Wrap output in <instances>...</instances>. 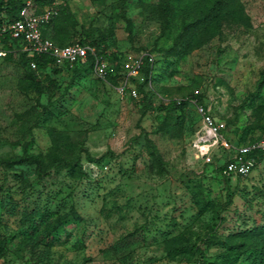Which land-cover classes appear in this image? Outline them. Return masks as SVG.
<instances>
[{
    "label": "rangeland",
    "instance_id": "1",
    "mask_svg": "<svg viewBox=\"0 0 264 264\" xmlns=\"http://www.w3.org/2000/svg\"><path fill=\"white\" fill-rule=\"evenodd\" d=\"M63 1L80 24L105 35L110 65L120 67L121 76L128 55L148 53L153 62L147 73L129 78L136 96L118 92L122 77L115 85L85 69L64 70L49 97L25 81L16 56L12 62L0 58V156L26 149L73 157L83 146L86 173L76 178L64 168L51 169L37 181L33 166L0 168L7 189L0 207L6 250L0 264H193L197 238L213 232L216 242L263 224L264 162L238 178L226 179L217 167L233 147L264 136V0H242L247 24L223 20L219 36L178 59H166L162 50L197 15L195 0L172 1L165 23L160 0L54 2ZM196 90L198 101L225 123L219 144L199 140L203 125L190 99L181 127L164 130L158 105ZM150 143L163 170L149 155ZM16 201L29 210L48 209L49 219L71 210L77 218L68 216L54 241L41 243L10 209ZM206 202L210 207L201 210ZM219 247L198 244L209 261L220 260Z\"/></svg>",
    "mask_w": 264,
    "mask_h": 264
},
{
    "label": "trees",
    "instance_id": "2",
    "mask_svg": "<svg viewBox=\"0 0 264 264\" xmlns=\"http://www.w3.org/2000/svg\"><path fill=\"white\" fill-rule=\"evenodd\" d=\"M28 0H0V25L18 19L19 12ZM55 0H31L29 10L40 12L46 7H54L57 14L50 20L47 26L43 29V36L50 37L55 43L60 46L67 44L79 43L93 49L97 54L103 55L108 60H113L106 52L107 44L103 33L95 34L94 29L86 28L80 24L74 13L69 8L66 2L55 3ZM139 0H136L138 2ZM178 0H160V11L163 16V22H166V15L170 3ZM195 6L199 7L197 15L190 21L184 23L178 36L173 43L166 49L162 50L163 56L169 58H182L200 48L205 43L220 35L221 24L223 20H229L236 24H247L249 15L246 12L242 0H195ZM9 36H6L8 39ZM16 42H9L7 48L9 52L1 59L12 62L17 57V63L24 68V79L32 87L37 95H40L45 90L50 97L57 87V77L64 70H70L73 73H79L80 70L89 69L92 72L94 57L88 51L86 59L75 65L73 68H64L54 64L52 57L47 54H34L28 56L27 52L19 49L13 50ZM34 62L36 68H31L30 64ZM149 62L144 60V65L141 70L148 72ZM120 68V67H119ZM116 66L113 72L108 75V79L117 84L121 79V72ZM139 90L142 92V85H139ZM184 95V94H183ZM182 98H170L167 102H162L156 109L164 111V120L167 125L164 126L165 132H171L179 129L183 123V111L191 97H196L201 100L202 94H195L190 91ZM133 99V98H131ZM148 102L146 107H150ZM263 127V126H261ZM261 138V137H260ZM259 139V138H257ZM250 140L246 143L255 141ZM245 143V144H246ZM84 151L83 146H80L73 157L61 155L54 150H50L46 155L41 153H30L26 149L21 154L11 156H0V168L7 171H15L16 166L29 165L33 166L35 178L38 181L41 177L47 174L51 169L64 168L67 174L71 177L82 178L86 177V173L82 166L81 152ZM89 161H97L86 153ZM149 155L159 169L163 168V160L158 154L156 148L149 144ZM260 159L257 160V163ZM225 162L217 167L221 176L231 177L222 173ZM17 179H22L21 172H13ZM243 176H235V178ZM7 189L0 184V207L4 208L6 204L2 201L3 192ZM12 199V196H8ZM201 210L209 208V203L202 204ZM20 207V208H19ZM10 209L16 210L20 214L21 219L28 224V230L37 231V237L41 243L54 241L56 232L59 227L64 224L68 216L77 218L74 210L68 214H54L50 219L51 212L48 209L29 210L27 205L15 202V205H10ZM40 225L42 228H40ZM213 232L208 233L202 238H197L194 245L197 246L199 257L195 259L193 264H264V223L255 224L251 227H246L241 230L230 232L224 239H218L216 242L220 246L219 261H209L201 250L198 248L199 243H205L209 246L213 242ZM6 250L4 248V240L0 236V256H4Z\"/></svg>",
    "mask_w": 264,
    "mask_h": 264
},
{
    "label": "built area",
    "instance_id": "3",
    "mask_svg": "<svg viewBox=\"0 0 264 264\" xmlns=\"http://www.w3.org/2000/svg\"><path fill=\"white\" fill-rule=\"evenodd\" d=\"M31 0L26 2L19 12V18L0 25V58H3L9 52L7 45L15 41L13 50L27 52L28 56L34 54H47L52 57L57 66L64 68H73L75 65L82 63L88 54V51L94 57L92 73L95 77L104 79L113 72L109 60L103 55L97 54L88 46L73 43L60 46L50 37L43 36V29L50 20L57 14L54 7H46L40 12L29 10ZM6 36H9L6 39ZM151 64L153 56L146 53L139 56L128 55L124 60V74L122 82L117 87L120 94L136 96V90L129 83V78L138 76L144 60ZM31 68H36V64L31 62ZM198 94V90L195 91ZM190 102L195 104L197 113L202 121V130L199 134V140L203 143L215 142L219 144L222 141V132L225 129V123L217 120L210 112V107L200 103L196 97H191ZM264 162V136L261 138L232 148V154L224 161L222 173L230 176L248 175L257 160ZM209 161L210 158H207Z\"/></svg>",
    "mask_w": 264,
    "mask_h": 264
}]
</instances>
